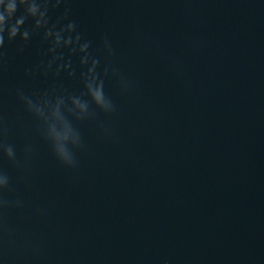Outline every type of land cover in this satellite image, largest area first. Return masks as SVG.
Masks as SVG:
<instances>
[{
  "label": "water",
  "instance_id": "obj_1",
  "mask_svg": "<svg viewBox=\"0 0 264 264\" xmlns=\"http://www.w3.org/2000/svg\"><path fill=\"white\" fill-rule=\"evenodd\" d=\"M92 41L116 111L74 122L76 167L54 155L16 94L79 92L46 75L43 34L0 59L4 264H264V2L65 0ZM64 9L51 12L53 20ZM111 40L109 56L103 38ZM43 65L44 67H41ZM105 129L108 132H105ZM30 147L31 152L25 149Z\"/></svg>",
  "mask_w": 264,
  "mask_h": 264
},
{
  "label": "clouds",
  "instance_id": "obj_2",
  "mask_svg": "<svg viewBox=\"0 0 264 264\" xmlns=\"http://www.w3.org/2000/svg\"><path fill=\"white\" fill-rule=\"evenodd\" d=\"M61 7L63 13L53 20L51 12ZM41 32L48 45L45 55L51 54L44 74L56 65V75L66 72L69 77L76 76L72 60H66L64 52L67 50L69 56L78 59L81 90L26 95L22 88H18L16 94L26 110L40 122L44 138L50 143L56 158L68 167H76L74 150L82 147V137L74 122L94 119L97 113L112 114L116 111L115 102L106 89V80L116 79L122 91H127L131 82L117 68L101 67V60L92 50V41L86 39L79 31L78 23L70 19L65 0H0V50L4 49L6 41L13 42L19 38L22 42L19 51L23 52L33 35ZM103 47L109 56L114 54L112 42L106 36ZM25 151L31 152V148ZM0 155L19 166L12 145L0 143ZM10 182L8 173L0 169V194L10 188ZM6 206L21 207L22 201L9 202L0 198V208ZM0 264H4L3 259H0Z\"/></svg>",
  "mask_w": 264,
  "mask_h": 264
}]
</instances>
